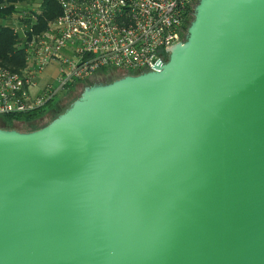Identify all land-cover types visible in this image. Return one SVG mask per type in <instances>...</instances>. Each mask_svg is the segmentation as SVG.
<instances>
[{
	"label": "water",
	"instance_id": "obj_1",
	"mask_svg": "<svg viewBox=\"0 0 264 264\" xmlns=\"http://www.w3.org/2000/svg\"><path fill=\"white\" fill-rule=\"evenodd\" d=\"M0 264H264V0H198L153 70L0 127Z\"/></svg>",
	"mask_w": 264,
	"mask_h": 264
},
{
	"label": "built area",
	"instance_id": "obj_2",
	"mask_svg": "<svg viewBox=\"0 0 264 264\" xmlns=\"http://www.w3.org/2000/svg\"><path fill=\"white\" fill-rule=\"evenodd\" d=\"M197 2L56 0L60 13L45 24L43 3L17 5L3 23L16 36L26 64L20 71L0 66V116L47 107L60 91L104 73L153 70L187 35ZM53 64L58 65V86L47 82L38 87L37 78Z\"/></svg>",
	"mask_w": 264,
	"mask_h": 264
},
{
	"label": "trees",
	"instance_id": "obj_3",
	"mask_svg": "<svg viewBox=\"0 0 264 264\" xmlns=\"http://www.w3.org/2000/svg\"><path fill=\"white\" fill-rule=\"evenodd\" d=\"M23 1L0 0V66L15 71H20L25 66V55L23 51L17 48L18 40L12 29L3 22L16 11L17 4ZM43 10L44 15L41 16L43 24L60 13L56 0H43ZM47 111V107H44L32 113L0 116V122L5 124L2 128H16L13 127L14 121H28V123L38 121Z\"/></svg>",
	"mask_w": 264,
	"mask_h": 264
},
{
	"label": "rangeland",
	"instance_id": "obj_4",
	"mask_svg": "<svg viewBox=\"0 0 264 264\" xmlns=\"http://www.w3.org/2000/svg\"><path fill=\"white\" fill-rule=\"evenodd\" d=\"M38 3L42 4L43 0H24L23 2H19L17 5L26 7V6H31V4L34 5ZM46 73L50 74L49 82L53 84L54 87H57L58 65H55L54 69L48 68V70H46ZM103 75L107 76L109 74L104 73ZM83 88H84L83 85H78V87L73 88L71 91L67 93H65V91H60V93L56 95L53 104L47 106L48 111L42 116L41 119L29 123L28 121H24L22 122L23 124L13 123V127H17V128L19 127L21 130H33L44 126L59 113L63 112L76 98H78L81 92L83 91ZM3 125L5 124L0 122V127H2Z\"/></svg>",
	"mask_w": 264,
	"mask_h": 264
},
{
	"label": "crops",
	"instance_id": "obj_5",
	"mask_svg": "<svg viewBox=\"0 0 264 264\" xmlns=\"http://www.w3.org/2000/svg\"><path fill=\"white\" fill-rule=\"evenodd\" d=\"M56 64H53V65H50L46 68V70H48V68H51V69H54ZM46 70L37 78V82H38V87H41L43 86L44 84H46L47 82H49V77H50V74L46 73ZM119 76H104V75H101V76H95L93 77L88 83H93V82H96V81H100L102 79H113V78H117ZM87 83H80L79 85H83L85 86ZM37 89V88H36ZM14 123H17V124H23L22 122L20 121H14ZM17 128V127H16Z\"/></svg>",
	"mask_w": 264,
	"mask_h": 264
},
{
	"label": "flooded vegetation",
	"instance_id": "obj_6",
	"mask_svg": "<svg viewBox=\"0 0 264 264\" xmlns=\"http://www.w3.org/2000/svg\"><path fill=\"white\" fill-rule=\"evenodd\" d=\"M109 79H107V78H105V79H102V80H100V81H108ZM18 129H20L19 127H18Z\"/></svg>",
	"mask_w": 264,
	"mask_h": 264
}]
</instances>
